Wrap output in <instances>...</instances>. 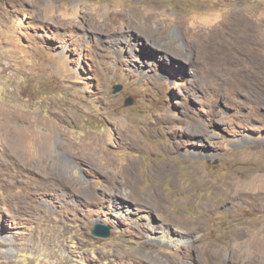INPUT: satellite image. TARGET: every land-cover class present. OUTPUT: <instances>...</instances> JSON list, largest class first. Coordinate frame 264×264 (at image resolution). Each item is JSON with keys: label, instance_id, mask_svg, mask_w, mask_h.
<instances>
[{"label": "rangeland", "instance_id": "374dc122", "mask_svg": "<svg viewBox=\"0 0 264 264\" xmlns=\"http://www.w3.org/2000/svg\"><path fill=\"white\" fill-rule=\"evenodd\" d=\"M0 264H264V0H0Z\"/></svg>", "mask_w": 264, "mask_h": 264}, {"label": "water", "instance_id": "95a60500", "mask_svg": "<svg viewBox=\"0 0 264 264\" xmlns=\"http://www.w3.org/2000/svg\"><path fill=\"white\" fill-rule=\"evenodd\" d=\"M121 89V86H117L116 91H119ZM132 100L127 101V105L131 104ZM111 229L112 227L109 225H105V224H96L94 229H93V233L94 235L98 236V237H109L111 234Z\"/></svg>", "mask_w": 264, "mask_h": 264}, {"label": "bare ground", "instance_id": "6f19581e", "mask_svg": "<svg viewBox=\"0 0 264 264\" xmlns=\"http://www.w3.org/2000/svg\"><path fill=\"white\" fill-rule=\"evenodd\" d=\"M18 147V146H17ZM17 151V150H16Z\"/></svg>", "mask_w": 264, "mask_h": 264}]
</instances>
